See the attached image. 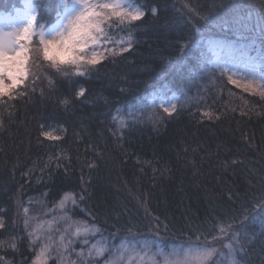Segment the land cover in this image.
Masks as SVG:
<instances>
[{"label":"trees","instance_id":"16d2710c","mask_svg":"<svg viewBox=\"0 0 264 264\" xmlns=\"http://www.w3.org/2000/svg\"><path fill=\"white\" fill-rule=\"evenodd\" d=\"M22 1L0 0V13ZM47 2L39 0L45 7H38L37 15L40 19L44 12L45 29L60 18ZM139 3L145 11L157 9L158 16L137 22L132 51L85 77L57 75L54 91L41 77L34 94L9 101L14 107L0 105L5 121L0 129V219L5 224L0 258L5 264H30L35 254L23 235L26 200L44 193L54 203L67 192L85 196L80 205L114 243L117 234L127 236L128 227L152 238L159 217L162 244H200L203 239L197 241L198 233L191 230L196 225L216 216L242 220L248 209L241 229L244 251L237 259L264 264V213L256 204L264 195V98L244 92L214 68L219 64L215 47L264 55V0ZM185 4L208 19L188 13ZM174 17L179 26L169 28L167 21ZM193 25L201 32L194 33ZM190 38L195 44L182 48ZM31 69L43 71L39 64ZM81 86L85 97L73 99ZM163 95L176 96L177 112L171 116L151 103ZM64 97L71 99L67 106L60 102ZM130 113L140 122L120 136L117 120ZM53 127L63 128L61 140L41 135ZM13 237L15 250L9 247Z\"/></svg>","mask_w":264,"mask_h":264},{"label":"snow or ice","instance_id":"6c2138e0","mask_svg":"<svg viewBox=\"0 0 264 264\" xmlns=\"http://www.w3.org/2000/svg\"><path fill=\"white\" fill-rule=\"evenodd\" d=\"M38 7L43 9L45 5L39 3V0L26 4L29 11V18L26 22L11 23L7 28L0 27V105L5 107H14L9 103L11 100L23 99L30 93L34 94L37 91L35 85L41 77L47 81L49 91H54L57 87V78L54 77L57 75L85 77L92 72L99 71V67L105 61L123 57L125 53L132 51L137 43L136 33L140 27L137 22H143L149 14L158 16L157 9L152 8L145 11L139 0H48L47 7L52 12L58 13L60 20L46 30L45 25L40 22L44 17V12H41L40 19L37 18ZM184 8L188 13L200 19H208L190 4H185ZM261 24L262 32H264V20ZM167 26L169 28L179 26V20L174 17L167 21ZM193 28L194 33L201 32V27L193 25ZM194 44L195 40L190 38L181 47L187 49ZM32 64L41 65L43 71L32 73ZM169 64L172 65V62L170 61ZM215 67L221 68V75L227 74L228 80L238 88H242L244 92L264 98V55L258 60L245 59L230 67H225L223 64H216ZM233 67L237 70L233 71ZM39 91L43 96L44 89L41 88ZM86 91L81 86L72 98L85 97ZM60 102L67 106L71 103V99L64 97ZM158 107L169 116L177 112V105L170 101L167 102V106L165 103H160ZM8 115L11 116L12 113L9 112ZM204 116L208 119L213 118V114L209 112H205ZM139 122L140 117L135 113H130L128 119H118V134L123 136L125 130L131 129ZM153 123L156 121L153 120ZM4 127V113L0 112V129ZM41 135L50 141L62 139L53 131H42ZM191 163L195 168L196 162L193 160ZM94 166L89 165V167ZM229 198H231V193H229ZM84 199V195H79L80 201ZM69 203L72 208L78 207L75 195L66 194L58 205L59 210L64 213L61 219L67 224L64 233H61L59 237L62 251L66 253L72 247L74 243L72 237L81 239L85 246L76 254L77 261L72 264H100V258L106 256L104 264H117V261H120V264H133L127 256L135 254L136 258L142 259L141 253L147 256L151 248L159 247L161 244L158 239L161 227L159 217L154 218L152 225L154 236L151 240L143 234L138 235L133 231V227H128L125 229L127 236L119 237L117 234L119 243L112 244L103 240L90 243V237H96L100 233V228L96 225L94 218L91 223L83 222V227L76 226L74 231L66 237L65 233H69L74 223L68 215L72 210L68 207ZM256 204L261 213H264V195ZM21 210L25 216L23 223L27 228L29 208L21 206ZM249 214V210L244 209L241 213L242 220L235 216L226 218L216 216L212 221L206 220L202 225H196L191 230L194 234L198 233L196 240L200 241L202 238L203 242L195 247L189 244L188 251L195 253L205 264H240L237 256L239 252L244 251L241 246V229L245 227ZM261 219L264 220V216ZM4 228V221L0 219V229ZM164 228L166 231V224ZM28 235L32 238L31 244L36 246L40 237L34 232H29ZM209 235H211V241L208 239ZM248 242L251 243V240ZM4 243L0 241V248L4 246ZM9 247L16 249L17 243L14 237ZM174 251H183V246L180 250ZM52 252L50 244H42L35 254L33 264H48V260L52 258ZM157 254L162 255V253ZM0 264H5L3 258H0ZM177 264H189V262L182 260L177 261Z\"/></svg>","mask_w":264,"mask_h":264},{"label":"rangeland","instance_id":"374dc122","mask_svg":"<svg viewBox=\"0 0 264 264\" xmlns=\"http://www.w3.org/2000/svg\"><path fill=\"white\" fill-rule=\"evenodd\" d=\"M35 0H23L22 6L16 7L13 11L7 13H0V27L7 28V26L11 23L17 22H26L29 18V11L26 8V4L34 3ZM38 15V8L36 11ZM60 20V18H59ZM57 20V22H59ZM55 22V24L57 23ZM54 25V24H53ZM48 26V28L52 27ZM46 29V30H47ZM216 52V61L219 64H223L225 67H230L236 64H239L242 60L245 59H260L256 54H251L246 50H234V48H214ZM233 71L237 69L233 67ZM176 97L174 96L172 100L167 98L166 96H158L151 99V103H165L167 106V102H171L175 104ZM45 131H53L55 135L63 134V128L53 127L46 129ZM73 195L72 192H67L63 194V196L57 202H49L44 193L37 194L35 196L29 197L24 206L29 208V226L25 228L24 226V213L22 212V225H23V235L24 239H26L29 248L32 251H35V254L39 251V247L42 244H50L52 246V258L48 260V264H72V262L77 261V253L81 250V248L85 247L81 241V239H77L72 237L74 243L71 248H69L68 252L64 253L62 251L60 235L64 233L67 224L64 220L61 219L63 216V212L59 210L58 205L59 202L65 195ZM76 196V195H75ZM78 207L72 208L71 203L68 204V207L71 208V212L68 215L72 218L73 228L69 230V233H65L66 237L70 235L71 231H74L76 226L83 227V222L87 221L91 223V215L83 209L82 205H80L79 198L76 196ZM55 209V211H53ZM79 212L78 216L76 213ZM29 232H34V234L40 237L37 240L36 246L31 244V237L28 235ZM149 240L152 238L147 237ZM106 241L112 244H115L113 239L108 237V235H103L98 233L96 237H90V243H95L97 241ZM119 243V242H118ZM191 244L193 247L197 245V243H171L169 245L160 244L159 247L151 248L148 255L144 256L141 253L142 259L136 258L135 254L127 256L128 260H131L133 264H177V261L188 260L189 264H205V262L200 259L195 253H190L188 251V245ZM183 246V251H174L180 250ZM157 253H162V255H158ZM35 254L31 259L30 264H33V260L35 259ZM62 257V259H61ZM106 257L100 258V264H104V259ZM117 264H120V261H117Z\"/></svg>","mask_w":264,"mask_h":264}]
</instances>
